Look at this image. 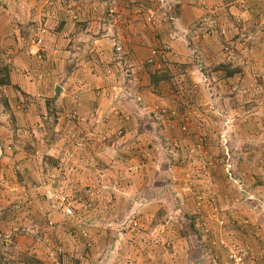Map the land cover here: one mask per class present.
I'll return each mask as SVG.
<instances>
[{
  "label": "rangeland",
  "instance_id": "374dc122",
  "mask_svg": "<svg viewBox=\"0 0 264 264\" xmlns=\"http://www.w3.org/2000/svg\"><path fill=\"white\" fill-rule=\"evenodd\" d=\"M4 3L8 14L5 11L0 28H13L32 40L43 23L54 32L71 19L82 21L74 30L83 29L79 33L83 40L75 35L78 39L66 47V42L59 43L71 49L67 54L61 51L62 60L66 67L77 60L88 70L85 88L97 83L109 94L108 100L101 98L103 112L101 104L90 103L91 119L81 122L78 130L76 123L70 121L66 127L48 116L46 101L51 97L45 91L41 103L31 96V104L39 109L36 120L20 118L19 126L13 120L15 108L4 104L12 93L0 88L4 113L0 145L5 149L0 161V216L2 211L22 209L20 218H24L21 227L7 229L0 221V252L6 264H11L16 248L15 254L25 252L31 262L35 250H41L39 243L54 234L63 243L53 248L54 264H232V254L243 257L245 264H264V19L253 13L254 6L264 12V0ZM137 5L147 11L134 10ZM47 15H52V23ZM100 38L110 39L120 50L113 47L114 55L106 51V59L89 53ZM10 42V38L4 41L0 30L1 68L14 64L10 51L27 59L31 53L33 59L20 67L21 79L29 77L33 82L43 74L49 86L58 84V74L49 71L46 62H38L40 70L30 66L37 62L35 50L24 47L23 40L11 50ZM167 42L173 48L170 52ZM151 58L170 77L169 83L157 87L160 95L151 84ZM99 61L117 65L118 82L112 79L106 86ZM229 61L242 68V78L217 81L222 73L215 67ZM204 71L213 74L212 81ZM48 93L54 95L52 88ZM20 96L17 111L22 112L23 105L28 109L30 96ZM120 100L135 126L123 142L110 137L122 121L118 118L109 126L107 120ZM60 104L66 108L67 102ZM161 110L166 114H159ZM34 150L39 151L36 164L18 168L17 163L34 155ZM20 171L33 176L26 175L25 185L19 181ZM120 179L128 185L121 187ZM79 196L95 209L67 217L60 199H68L77 212ZM41 206L58 216L52 213L46 224L55 230L52 235L40 224Z\"/></svg>",
  "mask_w": 264,
  "mask_h": 264
},
{
  "label": "crops",
  "instance_id": "0c3cea01",
  "mask_svg": "<svg viewBox=\"0 0 264 264\" xmlns=\"http://www.w3.org/2000/svg\"><path fill=\"white\" fill-rule=\"evenodd\" d=\"M4 2H5V0H2L0 2L2 4L0 6V9H1L0 21L3 18H5V11L8 14V9L6 8L7 5ZM58 4H60V6H61V2L60 1H58ZM98 9H100V8H98ZM110 11H111V14H112V11L113 10H110ZM113 13H114V11H113ZM57 14L59 16V12L58 11H57ZM48 18H50V17H48ZM50 20H51V18H50ZM81 22L82 21H80V20L74 21L73 19H71L68 24H65V22H64V24H61L60 25V28L58 29L59 31H54V32H52V30H50V28L47 27V33L44 36V39L46 40V50L43 53L44 58L41 59V60H39L37 58V56H36L35 57V59L37 61V62H35L36 65H35L34 62H33V64L30 65L32 68L33 67H36L38 70H40L42 68V65L41 64H38V62L39 63L42 62L43 65L46 62V64L48 65V67H50V70L49 71L53 72V74H58L56 76V78L58 80V84H54L53 87H51V86H49L47 84V80L45 79V76L43 74H40L38 76V78L40 76H42V79L41 80L32 79V80H34L33 82L30 81L31 78H29V77H22L23 79H21L22 73L20 74V72L22 70L20 69V67L23 66V63H27L28 64L29 63L28 59L31 61L33 59V56L30 53L31 56L28 55L29 57L27 59V58H25V56L24 57H21L20 54H16L13 51H10L11 54L8 57L10 58V62L12 64L14 63L10 67V84L9 85H6V86H3L2 88H8L11 91L12 95H13V96L11 95V96H9V97L7 96V97L9 98L8 100L10 101L11 107L15 108L14 115L16 117L13 118V120L14 121H18L17 124L19 126H20V123H22V122H20V118L22 120L23 117H26L27 116L31 121H35L36 120L35 116L37 114L35 112L36 111H39V109L36 108V106L35 105H32V104H31L32 106L30 104H29L30 106L28 105L29 106L28 109H25V106H24V108L21 107L22 112L21 111H17V108H20L21 103H17V104H15V103L20 100V98H18V96L23 95V94H26L27 96H30V97L27 98L28 99L27 102L28 101L32 102V97L31 96H32V94H34L35 95L34 98L36 100L40 101V103H41V101H43V97L45 95V92H47V95H48L47 97H53V96H55L56 97V100L59 103H62L63 100H64V102H67V104H65L66 105V108L63 107L60 104V107L64 111H62L61 113H59V116H60V119L59 120L65 126L67 125L66 127H68L69 124H71L70 121L72 123H74L73 120L70 119V117L73 118V116H74L75 113H77V115L78 114L79 115L83 114V118H82L81 122L85 121L86 119L87 120H90L91 119L90 118L91 112H90L88 106L90 105L91 102L92 103L95 102V105H97V107H99V105L101 104V111L100 112H103L102 111V109H103L102 103H105V102L102 101L101 98L105 97L108 100L109 99L108 92H106L105 89L102 90V86H99L100 84L98 85L99 86L98 87L96 85L97 83L94 84V85L91 84V86L89 88H85V86L88 85V82H87L88 81L87 76L89 75L88 70L86 68H84V66L82 64H79V62L77 60H76V62L72 60V64L69 67L68 66L66 67L65 66V63L66 62H65V60H62V57H61L63 55L61 53V51H64V49L66 50V54H67V51L68 50L71 51V49H68V48H65V47L67 45H69L70 43L76 41V38L77 37L75 38L73 36L78 35L80 37V39H82V40L84 39L83 36L80 35L81 34L80 32L83 31L82 28L80 30H78V33L76 32V30H74L76 28V26L77 27L79 26L78 23H81ZM49 23H50V21H49ZM51 23H52V20H51ZM3 27H4V25H3ZM3 27L0 28V30L2 31L3 39L5 41L6 39L10 38V40H11L10 43H12L11 46L13 45V48H11V50L12 49L14 50V45L16 46L22 40H23V46L24 47H27L29 45L30 46L29 48H31L33 51L35 50V47L33 48V45H32L33 40L30 39L27 36V34H25L24 36H21L18 31H13V28L6 29V28H3ZM82 27L84 28V25ZM9 31H12L13 32V35L12 36L9 35ZM73 31H75L76 33L73 32ZM72 38H73V40H72ZM106 38H109V37H106ZM59 43L61 44V46L64 45V43H65V47L64 48L60 47ZM8 46H10V44ZM106 51H110V52L112 51V54H113V45L111 44V40L110 39L107 40V39L100 38V39H96L95 40V46L93 45L91 47L89 53L96 55L98 58L99 57H102L104 55L105 56V59H106L107 55L109 56V52L107 53ZM72 52H74V51H72ZM65 57H66V55H65ZM59 66H60V70L58 71ZM116 66L117 65H115V63H113L112 65H110L109 63L101 64V62H100V66L99 67L101 69H103V75L106 78L105 79V83L107 82L106 86H110L111 85V83H112L111 81H113L112 79H114V80H116V82H118L117 79H116L117 77L115 76L116 75L115 74V71H116L115 67ZM62 73H65V76H61V75H64ZM62 77H63V79H62ZM65 77H66V79H64ZM57 86H60L63 89V92H62V94L59 97L56 96V92H55ZM50 88H52V90L54 92V95L53 96L49 95L50 93H48ZM17 92H18V95L16 94ZM158 95H160V94L158 93ZM20 97H23V96H20ZM68 97H70V100H69ZM120 101L121 102H118L117 104L116 103L114 104L115 107H114L113 110L115 112L113 111L111 113V116L107 117V120L110 119L108 121L109 122V126L113 123L112 121H115L118 118L122 121L119 124V129H117L113 134H111L110 137H112V139H113L114 138L113 135H114V136H116L115 138H117V139L120 138L121 141L123 142L124 139H126V137H128L129 135L130 136L133 135L135 126L131 122V117L129 115H127V113L123 112V107H124L122 105L123 102H122V100H120ZM78 107H80L82 109L78 111L77 110ZM23 110H25V111H23ZM44 110H45V108H44ZM119 110H122V112H119ZM43 111L41 112L40 115H44V112ZM66 112H69V115H67ZM2 114H4V113L0 111V119H2L1 118ZM70 115H72V116H70ZM124 121L126 122V124H123ZM2 125L3 124H1V126ZM18 125H17V127H19ZM124 126H126L129 130H127V133L125 135H122V130H123V127ZM1 128H3V127H1ZM0 135H1L0 136V142H1V138H2L3 132H0ZM15 140H16V138H15ZM7 144L8 145L11 144V141H9ZM12 146H14V145L12 144ZM10 147L11 146L9 145L8 149ZM3 150H2L1 145H0V161L3 158L2 157V154H4V152H5V149L4 148H3ZM32 153L34 155H31L30 157H28L27 160H24L23 159L22 162L19 161L17 163V167L20 168V169H22L26 165L36 164V159H38L37 156H38L39 151L34 150ZM114 167H115V164L110 166L111 169H113ZM128 167L129 166H126V168H128ZM24 172H21L20 171V173H22V175H20L19 181H20V183H22V184L25 185L27 183L26 182V178H27L26 175L29 178H33V176H32V174H31L30 171H28L25 175H24ZM33 183L34 182H32V183L30 182L29 184L33 185ZM33 186L36 187L35 184ZM29 189H31V188H29ZM5 193H6V191H5ZM22 195H24V194H22ZM1 197H2V194L0 193V198ZM44 201L47 202V200H44ZM46 204L47 203H45L44 205H46ZM40 208H41V211L42 212H45V215L42 214V216H46L47 218H49V217L52 216V213L55 216H57V214H55V212H53L52 210H50L47 206H45V208L43 206H41ZM15 210H17V209H15ZM5 213H6V211H2L1 212V216H0V221L2 222L3 225H5V228L7 229L10 225H12L13 227L16 226L11 221H8L6 223V221H5V216H6ZM51 219H52V217H51ZM21 222H22V224L24 223V218H21ZM46 228L49 230L50 226L47 225ZM46 230L44 232H46ZM54 231H52L51 228L49 230V232H50L51 235H52V233ZM48 236H50V235H48ZM41 238H43V237H41ZM55 239L58 240L57 237ZM55 239L54 240H51L50 238H48L46 240V242L43 243V244L40 242L39 245H40L41 250H44L45 249L46 250V253L44 254V251L45 250L41 252V250L39 248L36 249L34 256L35 257L37 256V257L35 259H39V261H43V263H45V264H54L53 258L51 257V253L54 250L53 248L55 247V245H56V247H55L56 249L59 248V247L61 248V246H63V243H61L59 240H58V242H55ZM47 242H49L48 244L52 243L53 246L52 245H50V246L46 245ZM54 242H55V244H54ZM9 243H11V246H14L16 248V244L17 243H14V241H11ZM15 250H17V248ZM14 251H13V255H10L11 258L9 259L10 262H11V264H25L24 256L26 255V253L25 252H19V253L17 252L18 254H15ZM0 253H1L0 254V264H6V259L2 255V252H0ZM38 253H40V256H39ZM34 264H36V263H34Z\"/></svg>",
  "mask_w": 264,
  "mask_h": 264
},
{
  "label": "trees",
  "instance_id": "16d2710c",
  "mask_svg": "<svg viewBox=\"0 0 264 264\" xmlns=\"http://www.w3.org/2000/svg\"><path fill=\"white\" fill-rule=\"evenodd\" d=\"M139 7L143 8L144 9L143 10L144 12L147 11V9H145V7L143 5L142 6L137 5L134 8V10L135 9H138ZM254 7H253V13H258V15L259 16H262V18L264 19V12L262 13L261 11H255V8ZM109 10H110V8L108 7V11ZM134 10H133V12H134ZM158 38L163 41V38H161V37H158ZM163 44H164V46L166 45L165 42ZM163 44H162V46H163ZM169 45L171 46V44H169ZM170 48H169V50L168 49L167 50L165 49L166 52L172 51V49H173L172 46ZM151 54L152 53H150V55ZM151 57H152V55H151ZM154 58L157 59L158 62H161V59H159L160 58L159 56H155ZM156 63L157 62H154V63L152 62V63L148 64V67H152L153 68V71L154 72L153 73H150V76H151V84L153 85L154 89H156L154 91L156 93H158L157 92V87H159L161 83H169L170 82V77H168L167 74H165L166 72L164 70H162V67L161 68H157V66L155 65ZM215 71L222 73V74H220L218 76L217 81L226 80L227 82H231V81L235 80L237 77L242 78V76H243L242 75L243 74L242 68L236 66L232 61L225 62V63H222V64L216 66L215 67ZM204 73H206V75H207L206 77L209 80L212 81L213 74L212 73H209L207 71H204ZM9 84H10V68L7 67V66H4V68H1L0 67V88L3 87V86L9 85ZM263 95H264V93H263ZM175 99H176L177 105L181 103V101L178 98L175 97ZM17 103H19V101L16 102L15 104H17ZM25 103L27 104V102H25ZM4 104H5L6 108H9L10 107L9 100L5 99L4 100ZM29 104L31 105V102L30 101H28L27 107L30 106ZM23 106H25V105H23ZM46 108H47L48 116L49 117H52L54 119V121L59 120V118H60L59 113H61L62 111H64V110H62V108L60 107V105H58V101L56 100V97L55 96L47 99V101H46ZM81 109L82 108L78 107L77 110L79 111ZM72 115H70V116H72ZM82 118H83V114H81V115L78 114V117L76 119H73L72 117H70V119L73 120V122L78 125V130L81 129L80 126H81V120H82ZM123 124H126V122L124 121ZM127 130H129V129L126 126H124L123 127V130H122V135H125L127 133ZM80 132L81 131H77V133H80ZM220 160H221V158H220ZM120 185L122 187V186H127L128 184H127V182L124 183V180L122 179ZM83 197L81 198V196H79V197H76L75 198V205L77 206L78 216H83V215H85L84 214L85 212L88 213V212H91L93 209H95V207H94L95 205L93 206V203H90L89 204V203L85 202V200L87 198L85 196H83ZM84 205H89L90 207H85ZM22 213H23V210L22 209L20 211L15 210V212L14 211H6L5 218H6L7 222L8 221H11L14 225L21 227L22 222H21L20 216L22 215ZM42 214L45 215V212H43ZM42 214H39V216H41V219H42V222L40 221V224L43 226L42 228L45 231L47 229L46 228L47 227V225H46L47 224V221H50L51 220V217L47 218L46 216H42ZM78 219H79V217H78ZM38 221L39 220H37V222ZM71 222H73V224H74V221H71ZM59 229H60V227H59ZM69 232L70 231H65L66 234H68ZM54 236L52 235V238L53 239L51 238V240H54L56 238V235L55 234H54ZM37 237H34L33 240L37 241L38 239H35ZM55 242H58V240L55 239ZM55 242H54V244H55ZM33 257H35V256H33ZM35 258H33L31 262H29L28 259L26 258V255H25L24 256V261L27 264H34V263L37 264V263H39L40 261L38 259H35Z\"/></svg>",
  "mask_w": 264,
  "mask_h": 264
},
{
  "label": "built area",
  "instance_id": "2783aa9c",
  "mask_svg": "<svg viewBox=\"0 0 264 264\" xmlns=\"http://www.w3.org/2000/svg\"><path fill=\"white\" fill-rule=\"evenodd\" d=\"M51 5H52V3H50ZM54 6H55V4H54ZM49 7H51V6H49ZM51 8H53V6L51 7ZM44 12H46V10L44 9ZM112 13H113V11H112ZM48 17H52V15L51 16H49V15H47ZM47 27H48V24L47 23H43L38 29H37V34H36V38L33 40V42H32V45H33V48L35 47V54H36V56H37V58L39 59V60H41V59H43L44 58V56H43V53L45 52V50H46V40L44 39V36H45V34L47 33ZM113 47H115L114 48V51H116V50H120L119 48L117 49L116 47H118L117 46V44H115V45H113ZM153 56L155 57V56H157V52L156 51H153ZM154 63V60L153 59H151L150 61H149V63ZM40 78V80L42 79V76H40L39 77ZM159 108L157 107V108H155L153 111H156V110H158ZM160 113H163V114H166V111L165 110H161L160 112H159V114ZM154 116H155V118H157L158 116H157V114L155 113V112H153L152 113ZM78 117V115H77V113H75L74 114V116H73V119H76ZM186 130V129H185ZM73 201V200H72ZM85 207H90L89 205H84ZM60 207H62L63 208V212L65 213V215L67 216V217H72V218H76L77 217V215H78V212H76V210H75V208H74V205L73 204H71L70 203V201L68 200V199H66V198H62V199H60ZM85 234V233H84ZM230 258H231V262H232V264H245V261H244V258L243 257H241L239 254H232L231 256H230Z\"/></svg>",
  "mask_w": 264,
  "mask_h": 264
},
{
  "label": "water",
  "instance_id": "95a60500",
  "mask_svg": "<svg viewBox=\"0 0 264 264\" xmlns=\"http://www.w3.org/2000/svg\"><path fill=\"white\" fill-rule=\"evenodd\" d=\"M55 92H56V96L59 97L62 94L63 89L60 86H57Z\"/></svg>",
  "mask_w": 264,
  "mask_h": 264
}]
</instances>
